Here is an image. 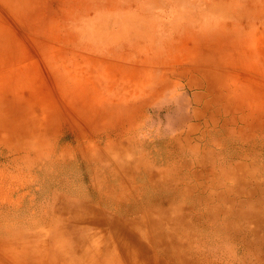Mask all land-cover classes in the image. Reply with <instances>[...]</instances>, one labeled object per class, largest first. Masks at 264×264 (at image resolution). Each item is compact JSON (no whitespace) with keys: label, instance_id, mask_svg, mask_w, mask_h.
Listing matches in <instances>:
<instances>
[{"label":"rangeland","instance_id":"1","mask_svg":"<svg viewBox=\"0 0 264 264\" xmlns=\"http://www.w3.org/2000/svg\"><path fill=\"white\" fill-rule=\"evenodd\" d=\"M0 264H264V0H0Z\"/></svg>","mask_w":264,"mask_h":264},{"label":"bare ground","instance_id":"2","mask_svg":"<svg viewBox=\"0 0 264 264\" xmlns=\"http://www.w3.org/2000/svg\"><path fill=\"white\" fill-rule=\"evenodd\" d=\"M142 82H144V84H145V80L144 81H142ZM179 83V82H178ZM199 85H202V86H204L205 84H199ZM144 86V85H143ZM205 87V86H204ZM170 88V86H161L160 88H157V89H154V91L151 93V96H153V95H155V97H158V96H161L166 90H168ZM206 89V88H205ZM156 99V98H155ZM49 109V108H48ZM34 110V109H33ZM78 112V114H80L81 113V109H79V110H77ZM28 112H30V111H28ZM63 112V111H62ZM26 114V113H25ZM84 114V113H83ZM23 115V114H22ZM30 116V115H29ZM67 116V115H66ZM83 116H85V115H83ZM142 116V115H141ZM79 117V116H78ZM80 118V117H79ZM67 119V118H66ZM142 125V124H141ZM70 133V132H69ZM72 134V133H71ZM67 135H68V133H67ZM81 135V134H80ZM72 137V136H71ZM74 138V137H73ZM80 138V137H79ZM78 138V139H79ZM77 140V139H76ZM126 182V181H125ZM60 199V198H59ZM62 199H64V198H62ZM68 204V202L67 201H64L63 202V206H62V209H67V210H69V209H74V207H77V206H70V205H67ZM82 206L81 207H83V208H89V207H91V206H88V205H86V204H81ZM85 205V206H84ZM90 210H93V209H91L90 208ZM89 219V218H88ZM242 220V219H241ZM116 222H117V220H115ZM243 221V220H242ZM244 222V221H243ZM116 224H120V223H116ZM116 224H115V226H116ZM114 225V224H113ZM245 226V225H244ZM242 228H244V230L246 229V227H242ZM249 230V229H248ZM152 233V232H151ZM249 234V233H248ZM252 234V233H251ZM244 235V234H243ZM253 235V234H252ZM242 237H244V236H242ZM254 237V236H253ZM249 239V238H248ZM247 239V240H248ZM251 240H252V238H250ZM254 239V238H253ZM249 242V241H248ZM254 245V247H255V243L253 244ZM256 249V248H255Z\"/></svg>","mask_w":264,"mask_h":264}]
</instances>
